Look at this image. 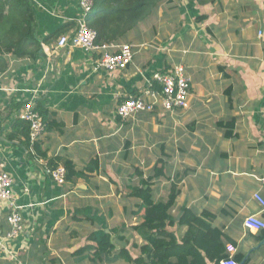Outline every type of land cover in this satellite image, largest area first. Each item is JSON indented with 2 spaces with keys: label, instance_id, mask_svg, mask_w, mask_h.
I'll list each match as a JSON object with an SVG mask.
<instances>
[{
  "label": "crops",
  "instance_id": "0c3cea01",
  "mask_svg": "<svg viewBox=\"0 0 264 264\" xmlns=\"http://www.w3.org/2000/svg\"><path fill=\"white\" fill-rule=\"evenodd\" d=\"M30 3L39 52L34 59L8 54L0 73V168L12 177L24 220L19 235L4 237L8 208L0 206V264H137L127 258L139 257L145 243L133 228L141 216L132 187L159 160L154 198L181 178L174 218L183 206L211 212L212 225L235 242L234 254L264 264L256 238L264 229L243 225L251 213L264 219L253 198L264 197V0H164L119 40L133 46V57L112 71L98 65L100 52L56 45L77 25L78 0ZM177 65L190 82L185 107L116 114L130 96L148 99L160 89L154 73ZM27 101L51 123L37 152L22 135ZM65 159L77 170L96 167L60 184L47 168ZM101 230L114 248L96 257L88 236Z\"/></svg>",
  "mask_w": 264,
  "mask_h": 264
},
{
  "label": "trees",
  "instance_id": "16d2710c",
  "mask_svg": "<svg viewBox=\"0 0 264 264\" xmlns=\"http://www.w3.org/2000/svg\"><path fill=\"white\" fill-rule=\"evenodd\" d=\"M91 1L92 10L86 17V23L95 30V41L106 44L120 42L164 0ZM39 49L40 42L35 36V13L30 0H0V73L8 67V54L18 57L26 55L34 59ZM40 112L45 122L46 111L40 109ZM45 124L50 126L51 123L46 121ZM22 135L26 146L30 145L28 123L23 128ZM38 141L35 140L32 145L36 152L39 151ZM62 162L66 180L85 178L86 172L96 167L92 161L82 170H77L70 159ZM49 167H56L55 160L49 162ZM162 169L163 162L159 160L154 172L141 178L139 184L132 187V195L140 200L136 214L141 216V221L133 228L145 243L140 246L139 257L132 259L127 255V258L137 264H220L222 259L227 258L226 245L235 242L220 227L212 225L214 214L207 210L195 214L190 208L183 206L179 215L174 218L171 209L179 193L178 183L181 178L171 183L165 198L156 199L152 186L155 178L163 174ZM137 174L141 176L139 172ZM184 226L185 231L178 237V229ZM256 238L264 239V231L256 235ZM88 240L96 242V257L114 248L110 232H93ZM243 257L241 252L233 255L237 263ZM248 261L249 259L243 264Z\"/></svg>",
  "mask_w": 264,
  "mask_h": 264
},
{
  "label": "built area",
  "instance_id": "2783aa9c",
  "mask_svg": "<svg viewBox=\"0 0 264 264\" xmlns=\"http://www.w3.org/2000/svg\"><path fill=\"white\" fill-rule=\"evenodd\" d=\"M81 16L77 19V25L72 32L61 34L57 38V47L73 46L85 51L100 52L98 65L108 71L125 68L132 60L133 46L130 43H97L96 32L86 23V17L92 10L91 0H78ZM112 49V51H110ZM154 81L160 85L159 90L146 93L148 99L139 96H130L120 102L116 107V114L120 118H126L137 111H153L157 106L164 110H171L175 106L185 107L186 96L189 93L190 82L184 68L181 65L174 66L164 73H154ZM19 118L29 124L30 147L44 133L45 123L41 114L35 109L32 101L23 105ZM32 148V147H31ZM65 168L58 165L48 167L47 172L57 183H64ZM253 198L258 202L260 209L264 211V197L255 193ZM5 203L8 208L6 216L10 225L6 238H14L24 230V220L20 212V206L12 195V177L4 169L0 168V206ZM243 225L247 230L259 231L264 229V219L257 213L245 216ZM227 258L222 259L220 264H238L234 259L235 247L233 244L226 245Z\"/></svg>",
  "mask_w": 264,
  "mask_h": 264
},
{
  "label": "water",
  "instance_id": "95a60500",
  "mask_svg": "<svg viewBox=\"0 0 264 264\" xmlns=\"http://www.w3.org/2000/svg\"><path fill=\"white\" fill-rule=\"evenodd\" d=\"M263 242H264V239H263V241H262L261 243H263ZM247 256H248V255L244 256L243 259L241 260V262L238 263V264H243V263L245 262Z\"/></svg>",
  "mask_w": 264,
  "mask_h": 264
},
{
  "label": "bare ground",
  "instance_id": "6f19581e",
  "mask_svg": "<svg viewBox=\"0 0 264 264\" xmlns=\"http://www.w3.org/2000/svg\"><path fill=\"white\" fill-rule=\"evenodd\" d=\"M97 172V171H96Z\"/></svg>",
  "mask_w": 264,
  "mask_h": 264
}]
</instances>
